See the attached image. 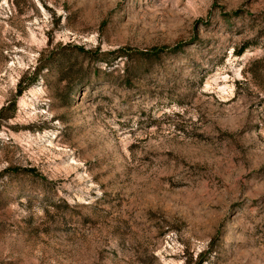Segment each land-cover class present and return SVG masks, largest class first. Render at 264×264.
Returning <instances> with one entry per match:
<instances>
[{"label": "rangeland", "instance_id": "rangeland-1", "mask_svg": "<svg viewBox=\"0 0 264 264\" xmlns=\"http://www.w3.org/2000/svg\"><path fill=\"white\" fill-rule=\"evenodd\" d=\"M13 103L0 264H264V0H0Z\"/></svg>", "mask_w": 264, "mask_h": 264}, {"label": "trees", "instance_id": "trees-1", "mask_svg": "<svg viewBox=\"0 0 264 264\" xmlns=\"http://www.w3.org/2000/svg\"><path fill=\"white\" fill-rule=\"evenodd\" d=\"M245 47H243V48H241V49H239L237 52H236V55H241L244 51H245ZM66 50V46L65 47H63L62 48V51H65ZM122 51L123 50H117V51H114L112 54L115 56L114 57V59H120V58H122V57H127V55L126 54H123L122 53ZM158 54V52H156V53H150V54H142L144 57H151V56H155V55H157ZM105 63H107V62H105ZM57 66H60L61 67V65L59 64V65H57ZM45 67V66H44ZM38 71H39V69H38ZM59 71L62 73V75H63V79H65V78H67L66 77V73L64 74V72H65V69H63L62 67L59 69ZM30 87V85H25V86H22V83H21V81L18 83V90H17V92H18V95H21L22 94V92L23 91H25L26 89H28ZM9 108H15V104L13 103V104H11V106L9 107H3V108H1V110H0V116L7 110V109H9ZM14 111V110H13ZM12 111V112H13ZM197 264H202V260H198V262H197Z\"/></svg>", "mask_w": 264, "mask_h": 264}]
</instances>
